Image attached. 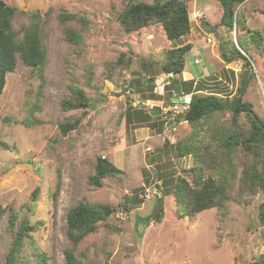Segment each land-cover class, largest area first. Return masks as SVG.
<instances>
[{
	"label": "rangeland",
	"instance_id": "rangeland-1",
	"mask_svg": "<svg viewBox=\"0 0 264 264\" xmlns=\"http://www.w3.org/2000/svg\"><path fill=\"white\" fill-rule=\"evenodd\" d=\"M0 1L16 8L12 27L19 39L30 23L26 13L40 15L45 50V64L37 70L17 56L15 71L7 74L0 96V205L6 210L0 219V264L6 263L24 221L34 231L17 264H66L65 251L73 249L67 214L82 202L110 205L116 212L74 249L78 264H251L264 256V226L259 220L263 193H246L239 203L237 181L225 212L213 208L189 218L180 214L168 191L179 177L194 184L195 158L180 157L176 143L209 144L210 127L229 122L231 113H218L196 125L184 123L167 138L162 121L153 127L147 116L140 120L139 112H149L148 108L132 105L156 96L157 84L167 78L162 70L167 51L190 44L185 71L199 86L204 85L202 94L215 92L232 100L247 70L243 100L264 119V46L252 44L236 25L230 29L219 2L184 0L191 32L169 40L161 24L127 33L119 18L129 3L166 0ZM238 9L245 21L264 22V2ZM196 12L200 16L195 17ZM61 14L74 18L63 22ZM67 30L79 34L82 42L70 43ZM239 35L249 48L244 53L251 68H244V61L232 54ZM223 45L229 61L223 57ZM121 57L130 60L128 67L118 64ZM74 89L84 92L88 107L66 111L62 101L73 99ZM162 89L164 96L152 100L168 105L170 93ZM77 120L78 128L63 135L60 124ZM239 122L246 123L244 114ZM150 135L158 139L151 141ZM100 157L122 174L106 178L102 188H95L89 180ZM248 162L252 160L242 152L235 156L237 180ZM204 175L219 179L215 170ZM36 189L38 197L33 200ZM159 198L161 223L153 219L159 217ZM9 209L18 215L14 227L9 223Z\"/></svg>",
	"mask_w": 264,
	"mask_h": 264
},
{
	"label": "trees",
	"instance_id": "trees-1",
	"mask_svg": "<svg viewBox=\"0 0 264 264\" xmlns=\"http://www.w3.org/2000/svg\"><path fill=\"white\" fill-rule=\"evenodd\" d=\"M224 8V19L230 29L235 25L238 31L243 32L252 44L258 48L264 46V22L259 19L245 21L244 17L238 16V9L245 4L253 6L260 5L264 0H215ZM16 8L8 6L5 2L0 1V96L6 85V76L13 73L16 68L17 56L19 55L23 63L37 70L45 64V50L41 43L40 21L41 17L37 13H26L29 16V26L24 30L21 39L12 27L13 18ZM74 18L72 15L61 14V21L65 22ZM120 23L125 32H135L153 24H161L169 40L180 39L189 35L191 32V21L188 5L184 0H166L163 3H129L124 11L119 15ZM239 46L233 45V55L236 59L244 61V68H251L250 60L241 50L248 53L249 48L246 44L245 37L239 35ZM66 38L72 44L82 42V37L73 30L66 31ZM192 45L187 44L181 47L173 48L167 51L162 70L165 75L172 74L171 85L167 89L170 93V100L173 93L180 96L192 95L189 103V109L183 116L191 125L200 124L203 120L213 119L218 113H231V121L221 123L218 128L216 125L210 127L211 141L209 144L202 146L193 140H182L176 143L180 157L193 156L195 158V168L193 169L194 184L191 185L182 177L175 181V185L170 193L174 196L178 210L182 216L194 218L197 214L216 208L221 212L227 210V203L233 198V192L237 181H239V192L237 202H241L244 194L249 193L256 195L264 194V119L253 111L250 103L243 100L245 95L247 70L243 74L241 87L238 94L232 99H224L219 94L212 92L210 95L202 94L206 88L204 85L195 83L194 80L183 81L178 78L185 71V57L191 50ZM241 50H240V49ZM223 57L227 58V49L223 45ZM234 58V57H233ZM119 63L128 67L130 60L124 61L119 59ZM227 60H231L228 59ZM247 66V67H246ZM197 86H199L197 88ZM195 89V90H194ZM201 93V94H200ZM147 99L161 98L157 93ZM73 99H64L62 107L66 111L84 110L88 107V99L80 89L73 90ZM171 102V101H170ZM156 110V109H155ZM142 111V110H141ZM154 112V111H153ZM140 120H144V115L148 119L153 118L149 112H139ZM241 114L246 117V123L239 122ZM80 121L73 123L60 124V130L63 135H68L71 131L76 130ZM242 152L245 157L250 158L252 162L244 164L240 180L238 179V167L234 164V158ZM208 170H215L219 179L206 178L204 173ZM122 174L114 164L106 158H98L95 165V174L90 177L89 184L95 188H102L104 180ZM166 189V187H165ZM39 189L33 193V200L38 197ZM159 217L153 218L155 222L161 223L163 215V202L159 198ZM259 220L264 226V203L260 206ZM6 210L0 205V219ZM10 226L14 227L18 220V215L11 209ZM116 212V208L105 205H90L80 203L72 207L67 214V235L73 249L65 251L66 264H78L74 249L88 235L97 231L98 224L107 220ZM147 223H150L147 220ZM34 231V227L24 221L19 227L11 250L6 258L5 264H17L23 259L24 247L29 234ZM45 263V259L42 258ZM24 264H29L25 262ZM110 264V263H107ZM251 264H264V256L252 262Z\"/></svg>",
	"mask_w": 264,
	"mask_h": 264
},
{
	"label": "built area",
	"instance_id": "built-area-1",
	"mask_svg": "<svg viewBox=\"0 0 264 264\" xmlns=\"http://www.w3.org/2000/svg\"><path fill=\"white\" fill-rule=\"evenodd\" d=\"M200 16L199 12L195 13V17ZM195 64H200L199 60L195 61ZM166 79L161 84H158V88H166L171 85V78L174 77L172 74L166 75ZM129 86V85H128ZM127 86V87H128ZM130 94V90L128 91ZM164 96V94H163ZM173 97H179L180 99H184L190 97V95L180 96L177 93H173ZM136 108L147 107L149 111H153L158 109L159 116L163 121L165 137H169L171 134H175L178 132V127L182 124L187 123L186 120L183 119V116L187 113L189 109V104L183 103H176L171 102L168 105H165L164 102H159L157 100L147 99V100H140L134 101L132 104Z\"/></svg>",
	"mask_w": 264,
	"mask_h": 264
},
{
	"label": "crops",
	"instance_id": "crops-1",
	"mask_svg": "<svg viewBox=\"0 0 264 264\" xmlns=\"http://www.w3.org/2000/svg\"><path fill=\"white\" fill-rule=\"evenodd\" d=\"M189 74V75H188ZM184 75L186 76V77H184ZM181 77H183V81H187L188 79L189 80H193L194 79V77L192 76V75H190V73H187L186 71H184L183 73H182V75H179L178 76V78H180L181 79ZM158 85V84H157ZM157 89L159 90L158 92H156L160 97H162L163 95H161L160 93H162V91H163V89H160V88H158V86H157ZM165 90H167V88H165ZM191 95V94H190ZM158 101V100H157ZM159 102H163V101H159ZM153 113H155V118L156 119H152L151 121L153 122L152 124H154L153 125V127H156V125L155 124H158L159 122H161L162 120H161V118L158 116V109H156V110H154V112ZM144 117H146L145 115H144ZM150 120V119H149ZM142 121H144V120H142ZM163 122V121H162ZM182 126V125H181ZM180 126V127H181ZM180 127H178V131H179V129H180ZM178 133V132H177ZM177 133H175L174 135H176ZM162 134H160L158 137L159 138H161L162 139V141H164V139L162 138V136H161ZM158 137H156V136H152V135H150V136H148V139H150L151 141H153V139H155L156 140V138L158 139ZM150 143V142H149ZM169 143H171V141L169 140ZM149 148V147H148Z\"/></svg>",
	"mask_w": 264,
	"mask_h": 264
},
{
	"label": "water",
	"instance_id": "water-1",
	"mask_svg": "<svg viewBox=\"0 0 264 264\" xmlns=\"http://www.w3.org/2000/svg\"><path fill=\"white\" fill-rule=\"evenodd\" d=\"M237 44V47L239 46L238 43ZM222 49V48H221ZM240 49V48H239ZM241 50V49H240ZM242 51V50H241ZM242 53L244 55H246L243 51ZM247 56V55H246ZM248 58V57H247ZM191 101V97H187V98H184V99H180L179 97H173L172 98V102H176V103H183V104H189ZM152 116H155V113H150Z\"/></svg>",
	"mask_w": 264,
	"mask_h": 264
},
{
	"label": "clouds",
	"instance_id": "clouds-1",
	"mask_svg": "<svg viewBox=\"0 0 264 264\" xmlns=\"http://www.w3.org/2000/svg\"><path fill=\"white\" fill-rule=\"evenodd\" d=\"M243 51V50H242ZM244 52V51H243ZM248 57V56H247ZM171 100H172V98H171Z\"/></svg>",
	"mask_w": 264,
	"mask_h": 264
}]
</instances>
